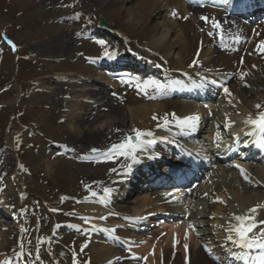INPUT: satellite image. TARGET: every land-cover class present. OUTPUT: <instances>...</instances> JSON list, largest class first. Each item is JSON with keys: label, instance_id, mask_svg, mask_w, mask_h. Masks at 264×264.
Wrapping results in <instances>:
<instances>
[{"label": "rangeland", "instance_id": "1", "mask_svg": "<svg viewBox=\"0 0 264 264\" xmlns=\"http://www.w3.org/2000/svg\"><path fill=\"white\" fill-rule=\"evenodd\" d=\"M109 11V6L99 0H0V190L5 192L6 209L0 213V236L5 237L8 259L13 260L21 251L20 241L27 237V232L17 226L22 219L17 207L22 201L31 200L34 211L27 224L37 221L38 229L49 233L53 225L51 241L65 262L72 254L80 255L84 264L94 261L89 242L96 240L95 233L74 227V212L82 203L99 197L96 188L113 187L116 179L111 170L119 171L123 160L105 153L125 138L117 139L115 132L102 134V141L96 144L92 139L86 144L72 142L65 138L69 133L63 118L77 96L84 94V107L91 106L84 116L85 130L108 122L105 105L109 111L117 109L121 113L115 124L123 120L127 123L128 109L140 96L133 88L122 86L114 98L111 84L102 82L100 86L91 79L85 93L69 85L72 74H78L84 65L89 68L92 62L99 63L97 58L106 53L118 48L145 49L141 38L122 37L120 31L127 30V23ZM194 28L197 34L202 32L199 27ZM63 37L69 46L60 45ZM4 39L16 50L8 48ZM102 72L95 70L93 79H99ZM92 89L103 92L106 102L93 107L97 97L88 92ZM151 101L162 103L161 98ZM139 102L136 106L152 104L149 100ZM14 180L20 181L21 192L16 190ZM136 197L128 198L131 213L135 211ZM85 244L87 247H83ZM103 260L100 264H109Z\"/></svg>", "mask_w": 264, "mask_h": 264}, {"label": "bare ground", "instance_id": "2", "mask_svg": "<svg viewBox=\"0 0 264 264\" xmlns=\"http://www.w3.org/2000/svg\"><path fill=\"white\" fill-rule=\"evenodd\" d=\"M99 2L109 6V12L112 16L121 20L123 19V21L127 23V30L120 31L123 33L122 37L128 40L139 37L143 40L145 48L143 49L144 51H136L137 53L129 52L126 49L117 50L110 58V60L115 61L114 63H116L117 67L111 68L109 65L107 66V63H103L109 71L112 72V70L115 69L122 70L132 68L139 72H148L156 76H158V74L166 76L162 78L166 80L170 78V81L167 82H173L181 86L192 84L191 81L195 78H214L224 83L233 94L231 98L225 93L220 94L219 105L212 107L215 108V116L218 118V121L214 120L217 124L221 122L223 116H227L222 123L223 127H240L249 117L256 119L254 116L264 112V53L258 52L254 47L257 42H260L262 39L264 40V31L260 29L263 27H259L255 31L253 39H251L253 42L251 41L249 45L235 43L230 46V52L227 55L216 53L217 55L211 58L209 48L215 45V41L210 40L209 42H201V38L203 37L197 33L195 34V28L190 24V18L187 19L188 23L178 18L179 16L180 18L189 16V10L185 9L183 6V0H99ZM173 12H176L177 15L173 16ZM208 16L210 17V21L216 17L213 13H208ZM195 27H198V25L196 24ZM207 32L206 30L205 33L207 34ZM238 35L240 38H246V35H249V29L243 28L240 31L235 30L233 37L236 38ZM65 40L67 43H65ZM63 44L67 46L70 45L69 41L64 37L60 39V45ZM241 53H244L243 63L239 64L238 60L242 55ZM155 55H159L161 58L156 60L154 57ZM201 58H204L206 62L203 61L206 65L204 71L195 69L187 70L185 68L188 65V61H199ZM206 58L208 61H206ZM92 65L93 64H91L89 68L84 65L78 74H72L69 83L70 87L80 89L81 93H85L88 87L87 82H89L90 79L109 84L104 74L99 75V79H93V73L97 65ZM253 65H255V67H253ZM235 70H237V72ZM219 71H221V73H219ZM179 73L183 75H179ZM154 82L165 86L163 94H158L159 91L154 87H152V89H154L153 91H151L150 88L147 89V95L141 92L144 97L139 96L132 107L128 109L127 115L129 121L127 120V123L123 120L115 124L114 120L118 121L120 118L118 114L121 113H119L117 109L109 111L110 107L108 108V106L105 105L104 107L107 108L106 114L108 115V122H105L103 126L97 129L85 130L83 127L85 121L84 116L91 106L84 107L83 103L87 99L83 97L87 96L84 94L78 95V100L73 102L71 109L69 110L68 108L67 114H65L63 118L69 133V136L65 138L68 140L72 139V142L84 144L92 139L96 144L102 141L100 139L102 134L106 136L116 132L117 139L121 140L127 135L132 134L133 129L149 131L150 127H157L158 125L153 126L157 121L152 119L154 115L159 117L160 120L164 118L166 114L170 118L171 113H176L181 117L190 114H198L200 116V121L198 123L199 127L196 129H200L209 122V120H206L203 116L202 111L198 110L200 108L197 105L185 103L181 101V99L166 101L165 99H168L169 96L178 94V91L174 89L172 85H168L167 82V84L162 81ZM122 84V82L115 83L116 87H113V93L117 94ZM99 91L100 90L97 89L88 91L97 97L93 107L100 106V104L106 102L104 93H100ZM91 97L94 98L93 96ZM159 97L165 98V101L163 103L152 102V104L150 103L149 105L143 104L144 100H157ZM138 102L143 105L136 106ZM257 104L261 105L259 109L255 107ZM223 106L226 107L227 113L225 114L220 111ZM100 120H102L101 113ZM165 127L167 130L163 136L157 132L156 128L150 130L153 132L158 142L154 146L148 147L147 151L137 152L136 155L141 162L138 165L131 166L136 168V173L141 169L149 167L150 171H152L151 164L154 165L152 159H156L157 157L155 152L158 153L160 159H166V155H169L168 149L172 148L175 143V139L169 137V135L172 133L180 134L181 130L172 128L169 125ZM101 129H103L102 132ZM132 135L135 139L134 133ZM8 138L11 139L10 136ZM161 138L165 139L161 141ZM161 143L164 144V146H160L159 144ZM165 146H167V148L163 151L162 149ZM237 165L239 164L234 165V168L231 169L217 167L215 170L211 171L210 178L207 179V187L204 185L201 187L202 189L200 188L198 193L196 192L197 194L201 192V195L209 193V195L207 194L205 196V211L202 216L203 219H205L204 223L206 227H208L205 230L210 228L220 231L219 235L221 239H219V242H221V245L219 246H224L225 249L223 251L218 250L215 255L218 256L219 262L224 260L222 264H232V261L228 259L227 256L221 254L222 252L234 250L233 247L235 246L239 248V250H234L238 253L241 252L240 249L252 250L241 247L236 243L235 241L238 237H236L235 233L229 231L230 224L236 223V221L233 220V214H244L248 209L258 205L264 206V165L255 164L249 166L245 164L239 165V168L236 167ZM6 169L7 172H9L11 166L8 164ZM240 169L245 171L246 175L250 178L249 180L244 179ZM118 176L119 174L117 173L115 176L116 180H118ZM131 179H135L132 171L130 174H128V172L125 174L121 173L119 180L116 181L120 184H117L115 188H108L112 189V192L109 193L107 197L108 199H113V204L110 207L105 205L103 208L104 202L97 200L76 207L73 224L85 229H95L96 231H100L101 228H114L113 232L118 234L119 238L124 241L127 238L129 241L135 240L137 243L148 242L145 236L135 235L133 233L141 232L142 227L147 228L150 225V220H152V217L156 214L154 211H156L155 205L158 203V195L152 194L149 196L145 194L144 196H140V189L135 192L129 191L127 188L128 183L131 185ZM214 179H217L215 180L216 182ZM139 181L140 179L132 181V183L137 184ZM14 183H17L16 190L21 192V188L19 187L20 181L17 182L14 180ZM125 184L127 188H125ZM203 184H205V180ZM9 189L12 188L10 187ZM115 189H121V193H117V191H114ZM0 192V213H2V211L6 212V209L4 210L5 195L3 194L5 192L1 190ZM132 193H138L139 195L133 203L136 208L135 210L138 211L137 216L126 213L129 212L127 204L129 202L128 198ZM17 208L19 209V216L22 214V219H20L21 222L18 223L17 226L27 232L25 233L27 237H23L25 244L23 251L25 253H31L35 249L39 250L38 259L33 255H26L25 259L31 264H72L71 261L69 263L65 262L60 256V251L53 246L51 241L53 225H51L52 229L49 233L40 231L37 221H30L27 224L29 215L34 211V203L31 200L22 201V204ZM107 215L110 216V218L107 217ZM83 217H87L88 220L82 219ZM100 217L107 218L100 219ZM255 218L257 222L264 221V207L259 208ZM132 221H134V224H130ZM181 227L182 226L172 231V233L178 234ZM209 231L206 233L207 237L209 236ZM229 236H232L231 240L228 238ZM0 237H2L0 238V264H6L4 262L7 260L8 254L7 249L4 248L6 240L4 236ZM179 240L180 239H178V241ZM169 241L170 238L166 237L161 243L169 244ZM174 242L175 238L172 236L171 245L174 246ZM203 242L204 244L206 242L207 248L212 247L209 238H206ZM100 243L91 241V248L93 250L92 260L100 261L101 259H105L106 257L109 259L115 255V252L110 247L102 246ZM185 244L189 246L187 251L184 248ZM190 244H192V249ZM197 247L198 244L194 240L191 242V239L187 237L182 245L183 250L180 251L182 255L179 259L176 258L174 260V264H214L208 261V259H204L200 252L197 251ZM17 252L18 253L15 255L19 254V251ZM132 252L133 255H136L135 253L141 254L142 250L134 248ZM166 257L169 260L172 256L169 252H166ZM224 257H226V259ZM156 259L155 256H148L150 264L169 263L167 261H164V263L160 261L159 263L156 262Z\"/></svg>", "mask_w": 264, "mask_h": 264}, {"label": "snow or ice", "instance_id": "3", "mask_svg": "<svg viewBox=\"0 0 264 264\" xmlns=\"http://www.w3.org/2000/svg\"><path fill=\"white\" fill-rule=\"evenodd\" d=\"M173 16L177 15L176 12L172 13ZM202 21L208 22L209 18L208 17H201ZM213 28L214 29H220V24L213 22ZM209 36H213L214 32H209ZM221 44H224V39L223 36L221 35ZM104 42L101 41V44ZM13 47H15L13 45ZM258 52L264 53V41L260 42V45L257 49ZM106 55H111V53H106ZM243 61H241L242 63ZM198 63V60H194L193 65L191 66H196ZM255 67V65H253ZM132 78H129L127 81L123 82H131ZM212 83H217V81L213 80ZM135 87L137 88L138 91L143 92L145 95H147V89L149 87H154L158 91H162L164 89V85L160 83H156L154 81H147V82H137L135 84ZM223 92L229 97H232V92L227 86H221ZM150 98H155V97H150ZM257 109L261 107V105L257 104L255 106ZM171 118L172 121H175V124L178 128L181 129H187V130H195L198 127V123L200 121V116L198 114H190L187 116H178L176 113H171ZM154 120H159V117L153 116ZM172 121L169 120V116L166 114L164 117V125L168 126ZM247 123L256 125L260 128L261 131H264V112H261L259 115L258 119H252L251 117L248 118ZM159 126V125H158ZM119 131V130H118ZM132 132L134 133V137L132 134H129L125 137V139L117 144L111 145L110 149L105 153L106 156L108 157H113V156H123L126 158L131 159L133 164H139L141 161L136 155L137 152L140 151H147L148 147L154 146L157 144V139L155 138L154 134L152 131H142L140 129H133ZM165 138H161V141H163ZM93 152H97V149H93ZM149 158H154V157H149ZM237 168L240 166L237 165ZM127 171H131V165H128ZM242 175L244 176L245 180H249L250 178L246 175L245 171L243 169H240ZM106 193H111L112 189H105ZM95 196L96 194L93 193ZM207 195V194H205ZM260 207H264L261 205H258L256 207H253L251 209H248L244 214H233V220L236 221L235 224H230L229 226V231L235 233L236 237L238 239L235 241L238 243L241 247L248 248V249H258L264 252V228H261L260 232L257 233L256 229L260 227L261 224H264V221L257 222L256 221V213L259 210ZM55 210V209H54ZM82 219H85L86 221L88 220L87 217H83ZM100 219H106V217H100ZM78 227V226H74ZM194 227V226H192ZM107 231V229H105ZM230 240L232 239V236L228 237ZM179 241L177 240V243ZM30 243V242H29ZM83 247H87V244H85ZM83 247L81 251L83 250ZM188 245L185 244L184 248L187 251L188 250ZM20 248L21 251L19 252V257L21 260H24L26 255H33L38 259V249H35L31 253H25L23 251L24 248V241H20ZM206 251H211V249L206 247ZM145 260L147 259L146 257L144 258ZM260 260L264 262V256L260 257ZM109 264H113V262H109Z\"/></svg>", "mask_w": 264, "mask_h": 264}]
</instances>
